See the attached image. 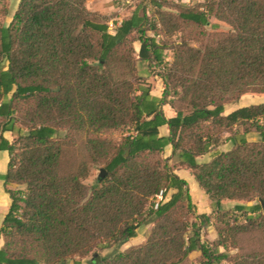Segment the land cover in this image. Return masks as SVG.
I'll use <instances>...</instances> for the list:
<instances>
[{"label": "trees", "instance_id": "1", "mask_svg": "<svg viewBox=\"0 0 264 264\" xmlns=\"http://www.w3.org/2000/svg\"><path fill=\"white\" fill-rule=\"evenodd\" d=\"M138 62L158 69L160 97ZM247 93H264V0H142L113 31L86 0H20L0 28V150L9 155L1 178L10 199L0 264H66L102 245L116 250L88 264H186L192 252L196 264H264V243L228 252L242 235L264 237V101L225 113ZM225 134L232 147L198 161ZM168 145L210 213L196 212L187 181L163 156ZM90 165L106 174L87 187ZM223 200L256 202L225 208ZM148 219L145 242L118 250ZM211 223L217 238L204 242Z\"/></svg>", "mask_w": 264, "mask_h": 264}, {"label": "rangeland", "instance_id": "2", "mask_svg": "<svg viewBox=\"0 0 264 264\" xmlns=\"http://www.w3.org/2000/svg\"><path fill=\"white\" fill-rule=\"evenodd\" d=\"M20 0H0V28L7 26L11 19L12 16L17 8V5L19 3ZM110 1V0H109ZM112 2H114L115 0H111ZM142 0H119L121 6L120 7L124 8V10H133V8ZM174 1H181L187 4H193L196 2H202L203 0H174ZM106 2H108V0L104 1L103 3L99 4L104 5ZM111 11H108L109 13H107L105 16L106 22L109 26V30L113 31L115 26H116V22H118V17L119 14L116 13L118 11H115L113 9H110ZM209 22L211 24H216L218 29L220 30H228L230 27L221 21H218L217 19H215L214 17H210ZM151 34V33H149ZM135 49L138 50V43L135 42L134 43ZM166 59L170 60L171 59V53L167 52L166 53ZM6 63L4 62L2 64V67H5ZM137 70L138 73L140 75H142L146 82L150 85L151 90L153 92H158L159 90H161L162 85H161V79L157 76V72L158 69L156 67H148L146 63L144 62H138L137 63ZM264 101V93L259 94V93H247L242 95L237 101L228 103L225 105V113H228L234 109H236L237 107L240 106H244V105H249V104H254V103H259V102H263ZM166 128V127H165ZM167 130V128H166ZM240 132H242V128H239ZM249 131L246 134V138L249 141H255L258 139L257 133L254 131L253 127H250L248 129ZM66 131L65 130H60L57 138L59 139H63L65 136ZM13 138H14V134H12ZM228 136V134H225L222 137V140L219 144V146L212 148L208 153L198 157V161H208L212 155L219 150H223L226 151L228 149H230L232 147V144L229 140L225 139ZM72 148H70V151L67 153V155L70 156L69 153L72 152ZM74 154V153H73ZM163 156L168 159V165L169 168L175 172L180 170V167L178 166V159L176 156L171 155V153H168L166 151L163 152ZM70 159V157H69ZM100 167L96 166V165H90V172L89 175L83 179V183L87 186L90 187L95 180L97 179L98 174L100 173ZM184 176H182V178H184L187 183H188V188H189V192L192 196V200L196 206V212H200L202 210H206L207 209V204L209 205L210 202L208 201L207 203V196L205 195V193L199 188L197 182L195 181L194 177L191 175V173H189L188 171L183 172ZM12 189H19L22 188V186H18V185H11ZM255 200H245V201H237V200H223L222 203L225 206V208H232L235 204H244V205H249V204H253L255 203ZM2 209L3 206H1L0 204V225H1V213H2ZM151 219H148L146 221H144L139 229H138V233L137 236L133 239L128 240L127 242H125L124 244H122L118 250L123 251L129 247H132L134 245H138L140 243L145 242V240L147 239V237L149 236L151 230L153 229L154 223L152 221H150ZM194 220V219H193ZM201 237L202 240L204 242H209L212 243L214 242V240L217 238V234L214 230V226L213 223L209 224L207 227L203 228L201 230ZM2 241L0 240V245H1ZM264 243V237L257 232H252L249 234H245L242 235L240 240H239V248L237 249H229L228 252L230 254H234L236 252H250L251 250H256L259 249L260 247H262ZM102 246H98L97 248H95L92 252H90L88 255L84 256V257H78L75 256L72 259H70L66 264H76V262H79L80 264H88L90 260L95 259L98 260L100 258H103L105 256H110L114 253V251L116 250V248L114 246H109V247H103ZM222 250V249H220ZM199 255V252H192L188 259L186 260V264H196V260L197 257Z\"/></svg>", "mask_w": 264, "mask_h": 264}, {"label": "crops", "instance_id": "3", "mask_svg": "<svg viewBox=\"0 0 264 264\" xmlns=\"http://www.w3.org/2000/svg\"><path fill=\"white\" fill-rule=\"evenodd\" d=\"M104 1H106V0H86V5L90 10L99 12L103 15H106L107 13H109L108 11H111L110 9L118 11L116 13L119 14V17H118V22H116V25H119L120 22L125 17H127L131 12L129 10L128 11L124 10L125 7L124 8L120 7V9H119V6H121V5H119L120 4L119 0H115L114 2H112L111 0L110 1L108 0V2H106L104 5L100 6L99 4L103 3ZM161 85H162V82H161ZM161 92H162V88L158 92H153L151 90V94L154 96H157V97L161 96ZM162 109H163V112H164L166 117H172L175 115L174 110L169 105H164L162 107ZM165 127L167 128V130ZM159 132H160V135L167 136L168 135V127L166 125L160 127ZM4 137L6 139H8L9 141H12V139H13L12 133L8 132V131L4 132ZM164 151L171 153V146L170 145L166 146ZM8 161H9L8 152L4 151V150H0V204H1V206H3L2 213H1V216H2L1 222H2L5 214L7 213L9 205H10V199H9L8 194L5 192V189L3 186V180L1 178V175H3L6 172ZM185 171L189 172V170L180 167V170L175 171V173L177 175H179L180 177H182V176H184L183 172H185ZM9 188H11V185H9ZM208 201L209 200H207V203H208ZM210 211H211L210 210V204L209 205L207 204V209L202 210L198 213H207L208 214V213H210Z\"/></svg>", "mask_w": 264, "mask_h": 264}, {"label": "water", "instance_id": "4", "mask_svg": "<svg viewBox=\"0 0 264 264\" xmlns=\"http://www.w3.org/2000/svg\"><path fill=\"white\" fill-rule=\"evenodd\" d=\"M105 174H106L105 170L103 168H101L100 173L97 176L98 180H101L105 176Z\"/></svg>", "mask_w": 264, "mask_h": 264}]
</instances>
